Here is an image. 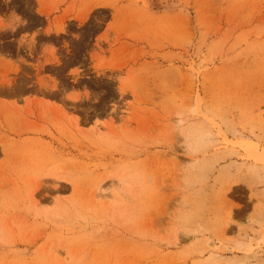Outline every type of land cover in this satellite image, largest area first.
<instances>
[{
    "label": "rangeland",
    "instance_id": "obj_1",
    "mask_svg": "<svg viewBox=\"0 0 264 264\" xmlns=\"http://www.w3.org/2000/svg\"><path fill=\"white\" fill-rule=\"evenodd\" d=\"M264 0H0V264H264Z\"/></svg>",
    "mask_w": 264,
    "mask_h": 264
},
{
    "label": "bare ground",
    "instance_id": "obj_2",
    "mask_svg": "<svg viewBox=\"0 0 264 264\" xmlns=\"http://www.w3.org/2000/svg\"><path fill=\"white\" fill-rule=\"evenodd\" d=\"M245 150L255 161H260V163L264 162V150L259 149L255 143L247 142L245 144Z\"/></svg>",
    "mask_w": 264,
    "mask_h": 264
}]
</instances>
